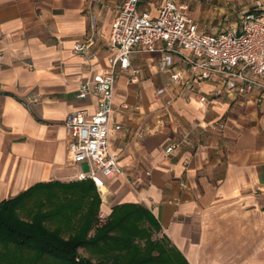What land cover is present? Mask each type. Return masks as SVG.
<instances>
[{"label": "crops", "instance_id": "crops-1", "mask_svg": "<svg viewBox=\"0 0 264 264\" xmlns=\"http://www.w3.org/2000/svg\"><path fill=\"white\" fill-rule=\"evenodd\" d=\"M167 0H142L153 17ZM201 31L220 34L257 0H176ZM264 3V0H260ZM125 0H0V203L48 182L80 181L88 162L68 160L66 118L95 113L81 82L110 68L109 38ZM229 22V23H228ZM227 26V27H226ZM88 44L83 52L76 45ZM159 54H136L119 74L110 152L121 174L105 178L100 215L138 204L188 264H264V90L201 102L215 85L168 86ZM190 80V75L186 74ZM164 88L165 94L157 95ZM127 105L128 109H123ZM223 121V130L213 124ZM182 142L171 154L166 148Z\"/></svg>", "mask_w": 264, "mask_h": 264}, {"label": "built area", "instance_id": "built-area-1", "mask_svg": "<svg viewBox=\"0 0 264 264\" xmlns=\"http://www.w3.org/2000/svg\"><path fill=\"white\" fill-rule=\"evenodd\" d=\"M142 0H125L111 30L109 50L110 68L94 74L81 82L78 98L94 100L95 113L80 110L65 120L71 142L68 160L73 164L88 162L90 173H80V181L91 180L103 195L105 178L121 174L119 158L109 149L115 106V87L121 72L131 71V82H138L140 70L132 67L136 54H159L158 68L168 72L175 67V58L185 65L171 75L168 86L189 85L193 80L207 81L215 85L213 94L202 96L201 102L223 97L246 98L257 88L264 90V3L257 0L252 9L242 12L240 22L221 32L211 34L199 29L189 16L188 5L167 0L153 17L140 9ZM89 45H76V52L85 51ZM186 74L191 79H186ZM165 89L157 91L158 96ZM127 105L123 109H128ZM225 124H213L223 130ZM182 142H173L166 152L171 154ZM100 220L105 217L100 215Z\"/></svg>", "mask_w": 264, "mask_h": 264}, {"label": "trees", "instance_id": "trees-1", "mask_svg": "<svg viewBox=\"0 0 264 264\" xmlns=\"http://www.w3.org/2000/svg\"><path fill=\"white\" fill-rule=\"evenodd\" d=\"M91 180L37 184L0 203V264H188L138 204L100 220ZM83 251V253L81 252Z\"/></svg>", "mask_w": 264, "mask_h": 264}, {"label": "rangeland", "instance_id": "rangeland-1", "mask_svg": "<svg viewBox=\"0 0 264 264\" xmlns=\"http://www.w3.org/2000/svg\"><path fill=\"white\" fill-rule=\"evenodd\" d=\"M245 9H243L240 13H239V16L242 14V12H244ZM229 23V22H228ZM227 27V26H226ZM221 31H225V28H222ZM101 214V213H100ZM100 216V215H99ZM100 218V217H99ZM154 239H156V237L154 236ZM83 253V251H81Z\"/></svg>", "mask_w": 264, "mask_h": 264}]
</instances>
